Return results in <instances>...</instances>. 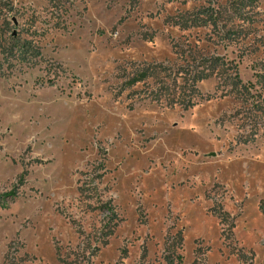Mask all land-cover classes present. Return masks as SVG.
<instances>
[{
    "label": "rangeland",
    "instance_id": "374dc122",
    "mask_svg": "<svg viewBox=\"0 0 264 264\" xmlns=\"http://www.w3.org/2000/svg\"><path fill=\"white\" fill-rule=\"evenodd\" d=\"M0 264H264V0H0Z\"/></svg>",
    "mask_w": 264,
    "mask_h": 264
},
{
    "label": "trees",
    "instance_id": "16d2710c",
    "mask_svg": "<svg viewBox=\"0 0 264 264\" xmlns=\"http://www.w3.org/2000/svg\"><path fill=\"white\" fill-rule=\"evenodd\" d=\"M216 60H219L218 58H216ZM206 78V75L202 74L200 75L198 72H196L193 76L189 77L190 83H188L187 85L185 84V87L187 88V90L191 91V92H196V84L199 81H202ZM186 83V82H185ZM191 100V101H189ZM199 101L198 99H193V96L190 97V99H188L186 105L192 104L190 105L191 107L194 106L195 104H197ZM178 100L177 99H172V101H170L168 104L170 105H174L177 104ZM190 106L185 107V109H189Z\"/></svg>",
    "mask_w": 264,
    "mask_h": 264
}]
</instances>
